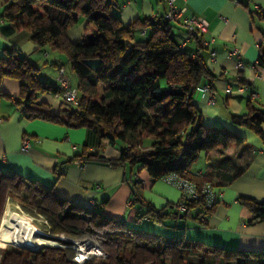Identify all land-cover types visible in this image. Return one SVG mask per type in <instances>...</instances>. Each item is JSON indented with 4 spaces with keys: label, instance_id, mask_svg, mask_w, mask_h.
<instances>
[{
    "label": "trees",
    "instance_id": "obj_1",
    "mask_svg": "<svg viewBox=\"0 0 264 264\" xmlns=\"http://www.w3.org/2000/svg\"><path fill=\"white\" fill-rule=\"evenodd\" d=\"M115 6L114 0H7L1 17L28 31L39 47L65 57L68 70L77 79L78 95L77 105L61 101L60 112L50 114L48 106L37 98L46 92L57 95L58 86L41 81L37 65L15 49L5 48L0 57V96H10L1 90L2 80H16L18 92L13 104L22 116L68 127L95 126L101 139L111 145L118 139L126 144L114 158L96 149L83 150L75 160L130 170L139 165L153 180L176 173L198 188L204 183L217 187L212 174L192 173L188 165L200 152L236 149L243 139L224 127L201 122L193 95L200 83L205 81L211 87L212 81L199 53L202 47L198 44L194 52L179 48L183 30L163 15L124 25L112 13ZM79 16L86 20L83 36L80 42H72L66 32ZM259 63L264 59L259 58ZM229 117L264 143V107L251 108L242 115L230 113ZM177 157L187 161L186 167L174 170L168 166V161ZM157 162L163 164L162 169L155 168ZM7 199L17 201L24 213L43 217L49 237L64 246L68 243L60 236L95 240L106 257L82 264H246L252 258L256 264H264V252L190 241L183 235L168 238L127 227L124 221L104 215L102 205L87 208L73 204L51 188L0 168V217ZM238 201L251 213L249 223L264 221V199L240 195ZM202 202V197L188 201L183 212L174 207L170 216L146 205L135 220L147 218L172 228L179 214L198 220L200 215L208 217L215 204L205 210ZM170 217L173 222L166 223ZM25 253H5L0 264H76L67 246ZM29 254L33 256L30 261L26 260Z\"/></svg>",
    "mask_w": 264,
    "mask_h": 264
},
{
    "label": "crops",
    "instance_id": "obj_2",
    "mask_svg": "<svg viewBox=\"0 0 264 264\" xmlns=\"http://www.w3.org/2000/svg\"><path fill=\"white\" fill-rule=\"evenodd\" d=\"M6 2L0 0V57L5 48L15 49L37 65L38 78L53 87L58 86L56 63L64 64L70 86L76 87L77 79L68 70L63 55L39 47L30 39L28 31L1 17ZM114 2L117 6L112 13L124 25L146 17H160L165 11L162 0ZM174 5L177 9L184 7L187 13L207 22V31L201 38L185 46L190 52L196 51L198 44L202 47L199 53L212 75V103L207 102L208 93L193 95L202 124L224 127L243 139V144L236 149L200 152L188 165L192 173L212 174L217 184V201L206 223L193 217H179L180 214L174 222L171 217L165 221L173 222L172 228L147 218L136 221V214L144 212L146 205L170 216L180 200L179 190L161 179H151L139 165L130 170L90 161L78 167L74 157L83 150L99 149L105 157L114 158L121 148L101 139L95 126L68 127L22 116L13 104L18 83L7 78L1 82V90L11 96H6L8 106L0 103V168L5 173H16L51 188L73 204L87 208L102 205L104 215L122 220L133 229L168 238L183 235L190 241L236 250L264 252V221L249 223L251 213L238 201L240 195L264 199V143L246 127L231 122L229 117L230 113L242 115L251 108L264 107V63H259V58L264 59V0H175ZM85 23V18L79 16L67 30V38L80 42ZM238 59L244 64L241 69L236 67ZM38 99L48 106L50 114L60 112L61 101L57 95L46 92ZM23 138L30 141L26 152L20 151ZM168 164L179 170L186 167L187 161L177 157ZM154 166L160 170L163 164L157 162Z\"/></svg>",
    "mask_w": 264,
    "mask_h": 264
},
{
    "label": "built area",
    "instance_id": "obj_3",
    "mask_svg": "<svg viewBox=\"0 0 264 264\" xmlns=\"http://www.w3.org/2000/svg\"><path fill=\"white\" fill-rule=\"evenodd\" d=\"M162 2L165 5L163 18L178 23L180 28L183 30V36L179 41V48H184L187 43L193 40L194 37L200 38L202 34L207 31V22L202 17L187 13L184 7L177 9L174 5L175 0H162ZM232 52L234 53L236 50L234 49ZM211 55L214 56V53H211ZM236 67L238 69L244 67L243 62L240 59L236 61ZM56 80L58 82L59 89L57 96L59 97L60 101L70 103L73 106L77 105V89L76 87L70 86V78L67 69L60 63L57 67ZM194 93L201 96L208 93L207 102L211 104L213 101V92L211 91L210 85L205 81L196 87ZM29 148L30 141L28 138H23L20 143V151L26 152L29 150ZM74 163L78 167L85 166V162L79 160H75ZM161 180L173 185L179 190L180 200L175 203L174 207L180 212L185 210V204L188 201L198 200L201 197L203 198L201 207L205 210L210 209L217 201L218 191L215 185L204 183L198 188L196 184L176 173L166 175L162 177ZM20 212L23 215L26 214L25 216L29 217L31 222L33 221L34 224L37 223V225H39V220L35 216L24 213L22 210H20ZM199 221L201 223H206L207 217L205 215H200ZM43 222H45L47 225L45 220ZM44 236H46V234ZM63 240L67 241L68 245L66 246L72 250L73 254L71 261L76 264H82L92 258L106 257L105 252L102 251L99 244L93 239L66 238Z\"/></svg>",
    "mask_w": 264,
    "mask_h": 264
},
{
    "label": "bare ground",
    "instance_id": "obj_4",
    "mask_svg": "<svg viewBox=\"0 0 264 264\" xmlns=\"http://www.w3.org/2000/svg\"><path fill=\"white\" fill-rule=\"evenodd\" d=\"M44 235L29 217L16 213L8 206L4 209L0 221V242L29 250L44 245H60L58 241L48 239Z\"/></svg>",
    "mask_w": 264,
    "mask_h": 264
},
{
    "label": "rangeland",
    "instance_id": "obj_5",
    "mask_svg": "<svg viewBox=\"0 0 264 264\" xmlns=\"http://www.w3.org/2000/svg\"><path fill=\"white\" fill-rule=\"evenodd\" d=\"M93 65H95V63H96V61H92L91 62ZM11 96V95H10ZM39 100V99H38ZM40 101V100H39ZM0 103H1V105L3 104V105H5V106H8L10 103H9V100H8V98L6 97V96H0ZM125 142L123 141V140H120V139H118L117 141H116V143H115V146L117 147V148H123V147H125ZM140 150V149H139ZM9 207L11 210H13V211H15L16 213H18V214H21V215H23L21 212H20V210H22L21 209V205L17 202V201H14V200H10V199H7L6 200V202H5V206H4V209L6 208V207ZM19 207V208H18ZM4 209H3V211H4ZM2 214H3V212H2ZM26 215V214H25ZM24 215V216H25ZM2 216V215H1ZM38 220H39V225H37V223H35V225H37L38 226V228L43 232V233H45L46 234V238H48V239H51V240H54V239H52L51 237H49V234H47V227H46V224H45V222H43L45 219L43 218V217H40V216H35ZM0 221H1V218H0ZM33 222V221H32ZM34 223V222H33ZM60 238H63V239H66V237L65 236H60ZM56 241V240H55ZM4 242H2V243H0V262H1V259H2V257H3V254H5V253H10V252H12L13 250H16V251H18V252H24L25 253V251H28L29 249H26V248H21V247H15V246H12V245H8V244H6V243H4ZM60 245H62L61 243H59ZM59 245V246H60ZM45 247H57V246H48V245H44V246H39L38 248H36L34 251H39V250H42L43 248H45ZM62 247H66V246H64V245H62ZM31 249V248H30ZM26 254V253H25ZM33 258V256L32 255H28V257L26 258V260H28V261H30L31 259ZM246 264H256V260L254 259L253 260V258L252 259H247L246 260Z\"/></svg>",
    "mask_w": 264,
    "mask_h": 264
},
{
    "label": "water",
    "instance_id": "obj_6",
    "mask_svg": "<svg viewBox=\"0 0 264 264\" xmlns=\"http://www.w3.org/2000/svg\"><path fill=\"white\" fill-rule=\"evenodd\" d=\"M179 217H182V215L180 214ZM1 218V217H0Z\"/></svg>",
    "mask_w": 264,
    "mask_h": 264
},
{
    "label": "clouds",
    "instance_id": "obj_7",
    "mask_svg": "<svg viewBox=\"0 0 264 264\" xmlns=\"http://www.w3.org/2000/svg\"><path fill=\"white\" fill-rule=\"evenodd\" d=\"M57 247H62V246H57Z\"/></svg>",
    "mask_w": 264,
    "mask_h": 264
}]
</instances>
